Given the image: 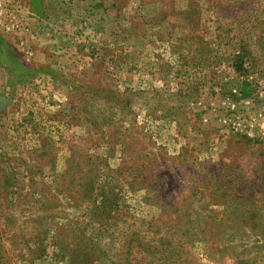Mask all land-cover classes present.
I'll return each instance as SVG.
<instances>
[{"label": "rangeland", "instance_id": "obj_1", "mask_svg": "<svg viewBox=\"0 0 264 264\" xmlns=\"http://www.w3.org/2000/svg\"><path fill=\"white\" fill-rule=\"evenodd\" d=\"M115 2L0 90V264H264V0Z\"/></svg>", "mask_w": 264, "mask_h": 264}, {"label": "crops", "instance_id": "obj_2", "mask_svg": "<svg viewBox=\"0 0 264 264\" xmlns=\"http://www.w3.org/2000/svg\"><path fill=\"white\" fill-rule=\"evenodd\" d=\"M116 4L115 0H22L18 18L26 32L16 36L0 27V90L15 94L31 81H42L43 73L61 80L59 75L80 65L84 50L107 36L98 31L114 16ZM19 39L31 47L32 57L23 53ZM8 101L6 109L14 103Z\"/></svg>", "mask_w": 264, "mask_h": 264}, {"label": "built area", "instance_id": "obj_3", "mask_svg": "<svg viewBox=\"0 0 264 264\" xmlns=\"http://www.w3.org/2000/svg\"><path fill=\"white\" fill-rule=\"evenodd\" d=\"M21 9L22 0H0V27L5 33L12 32L17 36L26 32L27 28L23 26V21L18 18ZM17 44L26 56H32L31 49L24 45L23 39H19Z\"/></svg>", "mask_w": 264, "mask_h": 264}, {"label": "water", "instance_id": "obj_4", "mask_svg": "<svg viewBox=\"0 0 264 264\" xmlns=\"http://www.w3.org/2000/svg\"><path fill=\"white\" fill-rule=\"evenodd\" d=\"M9 103H10V101H8V100L7 101L6 100H3V99L0 100V105L1 106H6Z\"/></svg>", "mask_w": 264, "mask_h": 264}]
</instances>
